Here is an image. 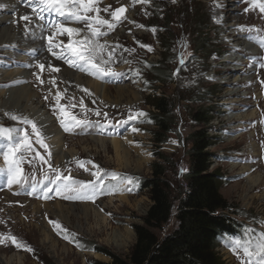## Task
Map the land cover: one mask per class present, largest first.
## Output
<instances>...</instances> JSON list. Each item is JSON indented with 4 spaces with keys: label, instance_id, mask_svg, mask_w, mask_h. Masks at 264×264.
I'll return each mask as SVG.
<instances>
[{
    "label": "rangeland",
    "instance_id": "rangeland-1",
    "mask_svg": "<svg viewBox=\"0 0 264 264\" xmlns=\"http://www.w3.org/2000/svg\"><path fill=\"white\" fill-rule=\"evenodd\" d=\"M234 1L241 2L233 5ZM225 2L233 5L231 7L235 12L231 11L230 6L221 12ZM97 6L100 9L99 16L103 19L112 21L111 13L124 7L126 17L107 36L100 38L101 43L107 41L108 51L115 49L112 62L105 67H111L120 73L119 76L105 77L103 80L91 74L85 75L88 72L70 67L48 51V42L44 44L51 34L49 22L57 17L54 16L53 19L45 13V20H39L30 6L18 3L17 9L9 13L11 21L3 25L11 26L17 37L23 40L22 44L13 47L27 50L30 44H34L31 40L36 36L43 51L19 54L10 52V45H0V72L18 69L24 74L23 80L0 81V91L24 85L32 90L46 116L53 117L63 130L62 150L66 152L72 149L77 156L54 166L51 156L48 155L51 150L48 148L46 152L36 142L31 126L10 119L8 114L18 117L24 115L0 107V126L26 130L32 144V149L23 153V172L28 177L27 183L9 187L6 176L0 173V234L5 237L4 242L0 243V264H91L92 261L110 263L108 256L97 251L80 250L77 244L85 246L88 242L122 257H126L134 245L136 236L132 226L142 224L141 219L152 204L146 189L140 192H132V189L117 195L102 196L95 198V202L66 200L57 195L55 186L44 179L45 175L49 178L56 175L52 168L58 169L65 176L71 175L74 179L84 181L95 179L91 173L98 169L93 165L104 170L100 173L101 176L116 172L122 176L144 179L151 176V165L158 161L155 154L162 153L170 160V164L166 165L165 179L170 186L173 210L168 223L154 232L159 239L173 232L178 225L175 218L177 204L184 197L185 175L189 170L186 153L189 143L186 142V137L201 128L193 122L191 115L208 107L213 108L207 129L213 140L209 150L215 155L210 171L219 169L225 179L221 181L220 194L234 210L246 214L245 217L236 216L235 219L246 221L255 232L264 231V49L249 38L254 37L255 32L242 30L259 29L264 34V13L253 7L251 0H99ZM20 13L29 14L31 22L19 20ZM5 14L8 13L0 7V18ZM67 26L84 28V24L69 23ZM153 28L155 32L152 31ZM102 30L108 31L106 26ZM30 31H35L36 34L33 33L30 37ZM234 34H238V40H232ZM56 40L67 44L68 38L59 36L54 38V42ZM144 46H150L151 50ZM165 46L168 47L167 51ZM54 51L58 52L59 49ZM165 61V69L173 72V80L163 84L155 83V77L147 64H164ZM40 64L45 65L44 69L50 70H41ZM49 65L59 68L60 71H52ZM67 72L80 76L83 81L76 83L73 78L68 77ZM86 78L107 88L104 90V99L101 93H97L91 85L84 82ZM119 87L136 93V100L127 93L115 102ZM57 92L60 93L59 105L69 113V117H65L57 106ZM162 95L171 101L174 122L167 141L156 145L152 133L157 129L141 123L144 122L145 115L131 120L129 116L137 112H152L148 101L153 96ZM250 113H253L252 117H243ZM235 115H241V118L230 119ZM71 116L87 123L75 125L70 120ZM61 119L71 126L69 131L61 126ZM133 128L139 131L134 132ZM22 135V132L16 133L13 142ZM126 138L131 140L126 145L136 151L130 152L132 163L129 167L117 161L112 145L107 143L102 147L92 140L110 142L117 139L124 143ZM2 140L0 153L8 144L6 138L5 144L1 143ZM251 145L254 146V151H251ZM40 156H44L48 163H44ZM138 158L145 161L140 169L134 163ZM78 162H84L83 167ZM3 163V156L0 155V167ZM49 164L52 168H49ZM237 165L249 166L250 170L245 171ZM255 174L263 177L262 182L250 188L247 178ZM130 186L127 184L124 188ZM46 187L52 189L47 193L48 199L44 198ZM124 196L127 200H120ZM51 203L93 205L106 222L98 223L93 211L87 221L78 215L72 216L66 222L45 212L43 206ZM49 220L57 221L61 228H56ZM43 222L57 243L54 251L44 242L39 230ZM63 229H67V232ZM66 233L69 238H62L61 235ZM116 234L122 237L121 242L124 245L121 248H117L115 243ZM9 235L15 236L18 242L27 245L31 251L17 247L11 240L6 239ZM72 238L78 243L73 244ZM220 238L223 246L217 247L215 252L221 262L241 264L237 254L224 247L233 243L231 238H224L223 235Z\"/></svg>",
    "mask_w": 264,
    "mask_h": 264
},
{
    "label": "trees",
    "instance_id": "trees-1",
    "mask_svg": "<svg viewBox=\"0 0 264 264\" xmlns=\"http://www.w3.org/2000/svg\"><path fill=\"white\" fill-rule=\"evenodd\" d=\"M165 51L168 47H164ZM166 60V59H165ZM164 64L148 65L155 77V83H166L173 80V72L165 69ZM171 101L165 95L153 96L148 105L153 111H147L144 122L154 126L157 130L152 133L156 145L167 141L174 122ZM213 108H205L191 115L193 122L201 126L200 129L186 137L189 148L186 151L189 160V170L185 175L186 189L184 197L178 201L175 218L177 228L159 239L155 232L161 230L168 223L173 203L170 196V186L165 179L166 165L169 158L162 153L155 154L158 159L151 165V176L139 178L131 185L133 192L143 189L148 191L151 206L141 219V225H133L136 240L126 257L119 256L105 248L86 242L77 244L80 250L97 251L110 258V263L92 261L91 264H223L215 252L221 244L220 235L231 238L232 242L247 238L246 229H250L246 221H238L234 217L246 216L244 212L233 209L220 194V184L224 179L219 169L210 171L212 158L215 157L209 148L213 144L208 135V126L212 119ZM219 158V157H218ZM122 176V175H120ZM120 183L108 179L105 185ZM119 190L102 191L96 198L116 194ZM258 232L254 231V234ZM60 236V234L58 233ZM69 235L66 233L61 235ZM85 243V241H82ZM232 245L225 247L232 249Z\"/></svg>",
    "mask_w": 264,
    "mask_h": 264
},
{
    "label": "snow or ice",
    "instance_id": "snow-or-ice-1",
    "mask_svg": "<svg viewBox=\"0 0 264 264\" xmlns=\"http://www.w3.org/2000/svg\"><path fill=\"white\" fill-rule=\"evenodd\" d=\"M136 2H147V0H136ZM99 0H27L28 6L32 8L33 13L39 20H44V14L47 13L49 16H55L57 19L49 22V29L51 34L46 38L48 42V51L56 57L58 60L64 61L70 67L76 68L82 72H88L89 74L96 76L99 79H104L105 77H116L120 73L115 72L111 67H105V65L110 64L114 58L115 49L108 51L107 41L104 43L100 42L101 37H105L110 31L114 30L121 19L126 17L123 16L125 11L124 8H117L111 13L112 21L103 19L99 16L100 9L97 6ZM252 6L254 8H259V10L264 13V0H251ZM0 7H3L0 4ZM108 9H104L107 11ZM90 13H95V15H89ZM23 20L31 22V18L27 15L22 17ZM69 23L72 24H84V28L81 27H69ZM107 27L108 31H103L104 27ZM138 27H143V25H137ZM27 28V25L25 26ZM249 32H255L254 37H249L256 43L259 47L264 49V34L261 33L259 29H242ZM155 32V29H152ZM59 36H67L68 41L65 44L63 41L56 40L54 38ZM148 47L151 50L150 46ZM54 49H59V51H54ZM107 51V58H105V52ZM181 63L183 61L181 60ZM45 65L40 64L39 68L43 70ZM52 71L59 72V68H52L51 65L48 66ZM37 79H40L37 76ZM55 83V81H52ZM41 83L43 81L41 80ZM87 92V89H83ZM57 106H59L60 112L65 116L69 117V113L65 111L63 106L59 105L60 93L57 92ZM47 99V97H45ZM100 115L99 112L96 113ZM10 119L19 120L24 124L30 125L32 128V133L36 136V142L40 144L41 147L48 152L49 146L45 143L43 135L37 125L26 117H18L15 114H8ZM106 115V114H105ZM146 115L143 112H137L134 115L129 116V120L136 119L138 117ZM70 120L74 122L75 125L87 123V121L77 120L75 116H71ZM61 126L65 131L70 130V125L61 119ZM126 122V121H125ZM133 131H139L137 128H133ZM22 132L23 135L15 138L14 133ZM0 137L6 138L8 144L6 145L4 151L0 153L3 156V166L0 167V173L6 176V182L9 187L14 184H22L28 182V177L24 175L23 164L25 162L23 153L30 151L32 149L31 139L29 134L24 129H12L0 126ZM172 143H175L173 141ZM39 155V153H37ZM49 157L51 153L48 152ZM40 159L44 163H48V160L44 156H40ZM31 163V161H29ZM79 166L83 167L84 162H78ZM88 163H91L89 161ZM93 167L98 170L92 172L91 175L95 177L92 181H84L74 179L71 175H63L58 169L52 168L49 164V168L56 175L49 178L45 175L44 179L48 180L50 184L55 186V191L57 195L62 196L66 200H91L95 202V198L102 191L112 190L113 192L118 189L117 184L105 185V180L111 179L113 181H118L120 184L132 185L134 181L138 178L130 176H120L116 172L104 173L101 176V172L104 170L99 169V166L93 165ZM183 171V169L181 170ZM35 179V177H32ZM127 191H131V188H127ZM52 191L51 188H45L44 198L48 199L47 193ZM31 194V193H30ZM56 228H61V225L57 221L49 220ZM264 223V222H262ZM67 232V229H63ZM253 229H246L248 233L247 238H241L235 240L232 245V251L237 254L238 259H241V264H264V231L258 234H254ZM65 239L69 237L64 236ZM5 237L0 234V243L4 242ZM12 241L17 247H24L26 250L31 251V248L27 245L18 242L15 236L9 235L6 237Z\"/></svg>",
    "mask_w": 264,
    "mask_h": 264
},
{
    "label": "bare ground",
    "instance_id": "bare-ground-1",
    "mask_svg": "<svg viewBox=\"0 0 264 264\" xmlns=\"http://www.w3.org/2000/svg\"><path fill=\"white\" fill-rule=\"evenodd\" d=\"M17 2L20 4L24 3L25 5H28L27 0H19V1H17V0H0V4L3 5V9L8 13V14L1 16V18H0V45H2V44L10 45L11 46L10 52H16L19 54L35 53L37 51H38V53H40L43 50L41 49L42 47H40L39 41H37V39L35 38L36 36H34V38L31 40V42H33L34 44L32 46L30 44L29 48L28 49L26 48L27 50H23V48L13 47V45L22 44L21 42L23 40L21 38L19 39L18 38L19 36L17 37L16 33L11 29V26L10 27H4L3 26L6 22L11 21V19H9V13H11L17 9V5H18ZM238 2H241V1H234L233 5L235 3H238ZM226 3H228V5ZM224 5L225 6L221 12H224L225 9H228L227 6H230V7L233 6V5H230L229 2H225ZM232 8L233 7H231V9ZM231 11L235 12V10H233V9ZM24 14L25 13L18 14L19 17H21V18H19V20H23L22 17L25 16ZM27 16H30V15L28 14ZM51 17L53 19L55 18L54 16H51ZM47 18H49L48 15H47ZM47 18H46V20H47ZM127 24H130V22H127ZM33 33L36 34L35 31L29 32L30 37L33 35ZM237 35L238 34H234L232 36V40H234V39L238 40ZM46 43H47V41L45 42L44 45H46ZM29 49H32V50H29ZM44 57H45V55L43 56L42 60H44ZM19 61H22V60H19ZM14 70L15 71L5 70V71L0 72V81L23 80L24 74H22L21 71H18V69H14ZM49 70L50 69H47V70L44 69L45 72H48ZM66 74L68 75V77L73 78V80L76 83L79 82V80L83 81L80 78V76H77L74 73L72 74L71 72H67ZM62 76H63V74H62ZM84 82L88 85H91L92 88L97 93H101L103 96V99H104V97H105L104 92H106L104 90L107 89L105 86H103L99 82L91 81L87 78L84 79ZM127 93H130L131 97H133V99L136 100V98H137L136 93L126 89L125 87L124 88L119 87V88H117V96L118 97H116L115 102H117L118 99H121L123 97V94H127ZM0 107L3 110H5V109L12 110V111L15 110L17 113H21L22 115H24L23 117L28 118L29 120L33 121L37 125V127L40 129L41 133L43 134V136L46 140V144L49 146V149L51 150V158H52L51 163L54 166H59L65 160L69 161V160H72L73 156H74V158L77 156V154H75L74 150H72V149L70 151H66V152L62 150V147H63V143H62L63 134L62 133H63V131L60 129V127L56 123L55 119L53 120L50 116L49 117L46 116L44 111L41 109L40 104L38 103V101H36V97H35L34 92L32 90H30L28 87H26L25 85L19 86V87H16L14 89H10V90H1L0 91ZM252 115H253V113H250V114L244 115L243 117L249 118V117H252ZM232 118L233 119H235V118L239 119V118H241V115L232 116L230 119H232ZM239 121H241V120H239ZM92 140L95 144H100L102 147H104L107 143L112 145L117 161H120L121 164H124L125 166H128V167L131 165L132 157H131L130 152H132L134 150L130 149L127 146L131 143L130 138H126L124 140V143H120L121 141H119L117 139H113L110 142H105L103 140H97V139H92ZM250 147H251V151H254V149H253L254 146L251 145ZM134 152H136V151H134ZM134 163H135V167L140 169V168H142L143 164H145V161H143L142 158H138L137 160L134 161ZM56 164H58V165H56ZM237 166H240L245 171L250 170V167L246 166V165H237ZM262 179H263V177L260 174L250 175L247 178V184L250 188L256 187L257 185H260V182H262ZM247 189H248V187H247ZM120 200H122V201L127 200V197H125V196L120 197ZM43 207L45 208V212H49L51 215H53V217L64 220L66 222H68V220H70V218L72 216H78V215H81V217L83 216L84 220L87 221L88 216H89L90 212H92V211H93V214H94L95 218L97 219L98 223H105L106 222L104 217L102 216V214L99 213V211H97L93 205H86V204L84 205L83 204V205L78 206V205H63L61 203H51V204H45ZM37 209H39V208H37ZM39 230H40V232L44 238V242H46V244L48 243L50 245L49 247L54 251L56 246H57V243L55 242L53 236L51 235V231L48 229V226H46L45 222H43V224L40 225ZM121 238L122 237L120 234H116L114 236V239H116L115 243L117 245V248H121L124 245L121 242Z\"/></svg>",
    "mask_w": 264,
    "mask_h": 264
},
{
    "label": "clouds",
    "instance_id": "clouds-1",
    "mask_svg": "<svg viewBox=\"0 0 264 264\" xmlns=\"http://www.w3.org/2000/svg\"><path fill=\"white\" fill-rule=\"evenodd\" d=\"M148 65H152V64H147V67H148ZM149 68V67H148ZM2 69H5V68H2ZM150 69V68H149ZM86 75V74H85ZM88 76V75H87ZM90 78H92V77H90ZM102 81V80H101ZM125 185H127L126 183L125 184H121L120 185V187H119V192L118 193H116V194H110V195H117V194H119V193H121V192H124V191H126V189L127 188H124V186ZM130 188L132 189V187L130 186ZM133 192V191H132ZM110 195H107V196H110ZM107 196H105V197H107Z\"/></svg>",
    "mask_w": 264,
    "mask_h": 264
}]
</instances>
